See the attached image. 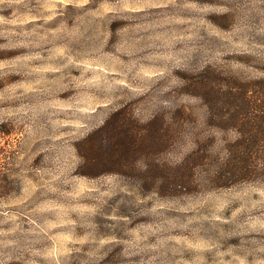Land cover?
Instances as JSON below:
<instances>
[{"label": "rangeland", "instance_id": "374dc122", "mask_svg": "<svg viewBox=\"0 0 264 264\" xmlns=\"http://www.w3.org/2000/svg\"><path fill=\"white\" fill-rule=\"evenodd\" d=\"M263 116L264 0H0V264H264Z\"/></svg>", "mask_w": 264, "mask_h": 264}, {"label": "trees", "instance_id": "16d2710c", "mask_svg": "<svg viewBox=\"0 0 264 264\" xmlns=\"http://www.w3.org/2000/svg\"><path fill=\"white\" fill-rule=\"evenodd\" d=\"M261 120L264 123V116L261 117ZM252 142L253 141L250 142L249 140L245 139L243 141H239L228 146L226 150L227 154L225 160L223 161V163L215 166L216 169L219 170L216 171L215 169L214 172L218 176L216 180L224 181L229 179H239V176L248 175V173L255 168L253 165L255 158H253L249 153V150H251L254 146V143ZM258 147L259 145H257V149H259ZM194 159H196V162L197 158L195 157ZM261 159L264 162V158Z\"/></svg>", "mask_w": 264, "mask_h": 264}]
</instances>
